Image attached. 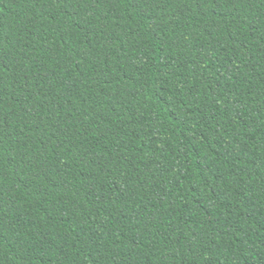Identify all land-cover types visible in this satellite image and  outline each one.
<instances>
[{"label": "trees", "instance_id": "1", "mask_svg": "<svg viewBox=\"0 0 264 264\" xmlns=\"http://www.w3.org/2000/svg\"><path fill=\"white\" fill-rule=\"evenodd\" d=\"M0 264H264V0H0Z\"/></svg>", "mask_w": 264, "mask_h": 264}]
</instances>
